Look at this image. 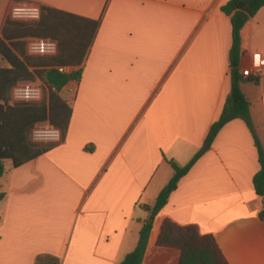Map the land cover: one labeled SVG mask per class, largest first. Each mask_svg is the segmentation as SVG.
Returning <instances> with one entry per match:
<instances>
[{
  "label": "crops",
  "instance_id": "0c3cea01",
  "mask_svg": "<svg viewBox=\"0 0 264 264\" xmlns=\"http://www.w3.org/2000/svg\"><path fill=\"white\" fill-rule=\"evenodd\" d=\"M23 2L98 24L81 63L67 66L81 77L60 92L72 109L65 135L0 177V264H33L40 253L60 264H117L173 175L168 160L183 166L200 150L154 216L141 264L178 263L177 248L156 244L165 218L212 234L229 264H264L254 137L234 118L205 144L231 89L227 0H0V36L6 21L23 24L8 13ZM240 36L238 70L258 78L243 76L240 88L264 148V6Z\"/></svg>",
  "mask_w": 264,
  "mask_h": 264
},
{
  "label": "trees",
  "instance_id": "16d2710c",
  "mask_svg": "<svg viewBox=\"0 0 264 264\" xmlns=\"http://www.w3.org/2000/svg\"><path fill=\"white\" fill-rule=\"evenodd\" d=\"M262 6H264V0H227L221 6L222 12L230 15L232 25V44L229 51L231 89L219 118L210 126L205 144L210 145L217 132L228 121L234 118L245 121L254 137L258 152L260 167L253 176V186L262 201V208L258 215L264 219V148L252 125L249 101L240 88V82L244 78L238 70L241 56V29ZM58 15H67L75 19L60 20L56 18ZM78 18L46 8L38 22L13 24L6 21L1 30L0 56L8 63V66L0 67V177L7 170L36 158L56 144L32 142L29 134L35 123L48 120L60 128L62 138L67 131L72 109L60 92L70 81L80 80L81 68L60 72L56 66L79 65L82 61L79 60L80 55L87 47L98 24L94 22V26L91 27L77 20ZM29 36L57 38L58 53L54 56L28 54L25 50L26 42L23 39ZM35 79H39L49 88L46 99L41 102H10L11 89L17 81ZM247 79L258 82V78L254 76H249ZM85 149L91 150L92 147L87 145ZM202 151H198L183 166L168 160L173 168V175L160 190L153 204L147 206L149 215L142 222L136 246L117 264L142 263L154 216L166 204L180 178L189 171ZM5 162H8V165ZM4 194L0 191V201ZM156 244L177 248L180 252L177 264H229L212 234H202L194 225L182 226L169 218L162 221ZM33 264H60V258L49 253H40L36 255Z\"/></svg>",
  "mask_w": 264,
  "mask_h": 264
},
{
  "label": "built area",
  "instance_id": "2783aa9c",
  "mask_svg": "<svg viewBox=\"0 0 264 264\" xmlns=\"http://www.w3.org/2000/svg\"><path fill=\"white\" fill-rule=\"evenodd\" d=\"M9 16L14 20L38 21L41 17L42 8L34 2L15 3L9 8ZM27 52L35 56H53L58 50L57 39L50 36L30 37L26 41ZM60 72L68 71L65 65H57ZM244 77L257 76L256 71L247 67L242 71ZM43 91L39 79L17 81L11 89V103L41 102ZM32 132L35 143H57L62 139V132L59 127L48 120L35 123Z\"/></svg>",
  "mask_w": 264,
  "mask_h": 264
},
{
  "label": "rangeland",
  "instance_id": "374dc122",
  "mask_svg": "<svg viewBox=\"0 0 264 264\" xmlns=\"http://www.w3.org/2000/svg\"><path fill=\"white\" fill-rule=\"evenodd\" d=\"M23 23H27V24H33V23H35L36 21H22ZM27 50V49H26ZM28 53V52H27ZM41 82V81H40ZM41 87H42V91H43V99H46L47 98V96H48V92H49V88L45 85V84H43L42 82H41ZM61 95H63V97H65V98H67L68 97V92L65 90V91H63L62 93H61ZM29 137H30V139L32 140V141H34L33 140V136H32V132H30V134H29Z\"/></svg>",
  "mask_w": 264,
  "mask_h": 264
}]
</instances>
